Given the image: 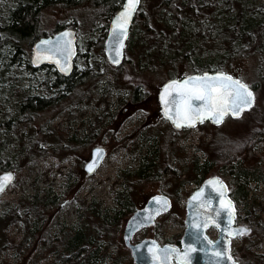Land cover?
<instances>
[{"label": "rangeland", "instance_id": "rangeland-1", "mask_svg": "<svg viewBox=\"0 0 264 264\" xmlns=\"http://www.w3.org/2000/svg\"><path fill=\"white\" fill-rule=\"evenodd\" d=\"M18 1L0 0V18L7 17ZM98 17L88 4L48 5L40 10V36L52 34L58 27L74 29L76 72L94 73L99 78L66 92L57 106L32 111L11 135L5 122L16 115L17 106L27 96L51 99L57 91L51 88L47 92L41 86L46 76L54 78L52 67L26 68L32 48L27 40L20 44L19 60L11 61L14 50L7 46L0 49V173H14L12 183L0 194V264H50L55 259V244L48 240L63 229L78 226L100 235L94 245L111 260L120 258L119 264H133L120 241L124 220L151 195H164L171 202L170 209L152 226L136 232L132 242L143 238L161 244L178 241L185 228L186 198L199 185L190 171L173 182V174L165 177L163 167L183 162L190 166L194 157L201 164L210 158V146L219 144L220 139L241 142L256 130L264 131V0H141L124 51L126 61L120 68L106 61L103 42L110 20ZM239 19L250 22L252 46L243 52L241 41L214 46ZM203 65L253 86L255 104L236 119L226 117L218 125L205 122L173 132L161 114L157 93L168 79L197 73ZM136 88L142 98L134 103L131 95ZM94 147L105 148L106 154L95 172L87 175L83 166ZM154 156L147 178L128 177L129 184L124 181L125 173L133 174ZM256 162L255 157L241 160L247 167ZM258 164L264 169L263 161ZM212 176L219 177L231 191L226 167L215 163L204 178ZM45 195L54 198L55 204L37 212L40 219L36 226V213L28 219L23 207L16 208L20 218L12 219L11 210L18 203ZM122 201L126 207L121 206ZM251 202L256 217L263 222L264 179L257 184L248 182L246 200L239 197L235 203L239 211ZM118 211L119 224H109ZM105 212L107 225L91 218L93 213L102 217ZM240 222L251 229L249 223ZM251 232L249 238L234 240L233 254L239 264H251L254 257L264 259V236L253 229Z\"/></svg>", "mask_w": 264, "mask_h": 264}, {"label": "trees", "instance_id": "trees-1", "mask_svg": "<svg viewBox=\"0 0 264 264\" xmlns=\"http://www.w3.org/2000/svg\"><path fill=\"white\" fill-rule=\"evenodd\" d=\"M122 0H19L15 8L11 9L8 13L7 17L0 18V49L2 46H7L10 51L14 50V53L11 54V61L12 60H19L20 53H21V42L27 40L28 43L33 45V43L43 36H48L51 34H45L40 36L39 32V12L40 10L48 5H63L66 7L75 6L78 4H88L93 10L94 14H98V18L104 16L107 19H111V17L117 12V10L121 6ZM238 24L232 25L225 33V35L220 36L214 42V46L217 48L223 47L225 44L231 41H241L244 43L241 46L240 52L248 50L250 46L253 44L254 36L252 27H250V22H244L240 19L237 20ZM245 23V24H244ZM107 24L105 27L107 28ZM65 27H58L54 30V32L59 31ZM73 28V27H71ZM74 30V29H73ZM53 32V33H54ZM130 33V32H129ZM126 42L125 49L127 47ZM125 57L121 65L116 68H120L125 63ZM26 68L30 71L35 70L30 60L26 61ZM43 68V67H42ZM203 71L213 72L216 70H211L205 65L201 67V70L196 71L197 73H201ZM91 74V75H90ZM86 73L82 72L78 74L75 68H73L71 74L67 77L59 75L55 70L52 71V79L51 76H46L44 80L41 82V86L44 87L45 91L51 90L54 88L56 96L51 99H44L38 96H27L26 100L20 103L17 106V110L15 112V116L12 119L5 122V130L8 135H11L10 132H13L14 127L19 123L26 121V118L29 117L32 111H36L39 109H43L49 106H57L61 103L64 98V94L66 92H72L77 86L80 84L88 81L99 78V76L95 75L94 73ZM50 81V84L48 82ZM253 88V86H251ZM254 90V89H253ZM140 92L138 89H134L131 95V102H138L141 100V95H138ZM251 110V109H250ZM248 112V111H247ZM245 112V113H247ZM29 121V118H28ZM262 124V123H261ZM262 126L261 128H263ZM174 130V129H173ZM178 130H174L173 132H177ZM181 131V130H179ZM264 131L262 129L260 131L256 130L248 139L240 141H231L229 138L226 140L220 139L219 144L213 143L209 149V159L204 160L201 164L198 161L197 157H194L191 161L190 166H186L185 162L182 164L175 166L173 168H169V166L163 167V174L164 176H172L173 174V182H175L181 174L190 171L192 175L195 177L197 183H201L205 178L206 173L208 172L209 168L214 165L215 163L223 165L228 169V173L230 174V182L232 185V189L229 192V196L236 203L238 202V198L241 197L242 200H246L247 198V184L250 181H254L257 183L262 182L264 179V169L262 165L258 164V162H264ZM74 139H70V142L73 143ZM218 140V138H216ZM214 139V141H216ZM79 143L76 141L75 144ZM257 144H262L261 148H257ZM59 145L55 144V146ZM175 145V141H173V147ZM55 148V147H54ZM56 150H54L55 152ZM38 153H43L44 151H37ZM175 153V151H173ZM53 156V152L51 153ZM58 154H55V156ZM156 156L152 157L150 161L147 163H142L137 171L133 174L126 175L125 182L129 184L128 177L132 179H143L147 178L148 174L147 171L149 170L150 166L152 165L153 159ZM250 157H255L257 162L253 166H244L241 164V160H247ZM213 158V159H212ZM120 196L116 198L117 201L120 200ZM33 201L27 202L23 204V202L18 203L12 210H11V217L12 219L20 218V215L16 211V208L23 207L24 214L29 219L34 212L37 214L39 210H43L45 208H49L54 206L55 200L54 198H49L47 195L38 198H32ZM236 202V203H235ZM121 206L126 207V202H120ZM254 203H250L244 209H237V215L240 214L239 218L249 223L251 229H253L256 233L258 232L259 236H264V221L260 222L259 218L255 215V209L253 207ZM93 203L90 204V212H93ZM243 210V211H242ZM243 212V214L241 213ZM115 212L114 215L109 217L106 212L102 215V217L95 216L94 213L91 214V218L94 217L99 219L104 224H112L118 225L119 219ZM102 218V219H100ZM40 217L37 216V219L34 223V226L37 225ZM253 232V231H252ZM250 233L252 236L253 233ZM248 236V238L250 237ZM100 235H93L92 233H88L82 226L67 228L66 230L63 229L60 235L54 236L48 243H54L55 247L53 251L55 252V259L50 264H104L107 263L109 260L111 261L109 264H119L120 258L110 259L109 255H106L105 252H100V250L94 245V243L100 238ZM48 237V236H47ZM44 239L43 241H45ZM254 256H260L258 254H254ZM255 262H251V264H260L264 262V259H259L258 257L255 258Z\"/></svg>", "mask_w": 264, "mask_h": 264}, {"label": "snow or ice", "instance_id": "snow-or-ice-1", "mask_svg": "<svg viewBox=\"0 0 264 264\" xmlns=\"http://www.w3.org/2000/svg\"><path fill=\"white\" fill-rule=\"evenodd\" d=\"M140 0H126L123 4V10L120 11L112 21L110 33V50L115 53L111 56L113 63H119V57L122 56L123 40L128 34V25L132 19L133 13L137 11V5ZM74 36L70 31L60 34V37L55 41L42 40L36 45V54L33 63H39L41 59L55 60L60 67V71L66 72L70 70V59L75 55ZM160 100L164 105V115L171 119L177 128L182 126H194L197 122H203L205 119H211L216 124L223 122L228 115L232 117H240L242 113L251 109L255 104L256 94L253 88L243 79L237 78L224 71H216L209 73L207 71L186 75L183 79H173L163 86V91L160 94ZM103 149L97 148L96 153L99 157ZM89 170L93 165L90 164ZM12 173H6L0 178V190L5 186L6 182L12 180ZM209 184L216 187V190L221 193L222 207L228 209L229 224L232 223L235 214V208L231 200L225 202L224 190L226 185L219 180L213 178L208 181ZM203 190L197 192L192 199H197L202 194ZM160 207L157 212L164 210L168 206L166 197L154 196L152 198ZM210 201H205L200 204L201 208L207 207ZM216 215H220V210H216ZM152 216L148 215L146 221H138L139 223L151 222ZM209 223H216L211 215L205 214L203 222L193 221L197 232L203 227L207 228ZM219 226V225H217ZM229 235L241 234L248 231L247 228L240 229H225ZM197 239L199 236L197 235ZM209 245H212L216 257H226L228 261L235 264L232 256L226 251L216 246L217 242L208 240ZM149 251L153 252L154 260L160 258V264L166 262L174 255L182 264H191L189 253L195 251L194 245H187L186 250L181 252L174 246H167L160 249L153 242V247H149Z\"/></svg>", "mask_w": 264, "mask_h": 264}, {"label": "water", "instance_id": "water-1", "mask_svg": "<svg viewBox=\"0 0 264 264\" xmlns=\"http://www.w3.org/2000/svg\"><path fill=\"white\" fill-rule=\"evenodd\" d=\"M125 2H126V0H122L120 8L111 17V19L108 23L107 32H106L104 42H103L104 56H105L108 64L113 68L118 67L123 62L125 44H126L127 39H128L129 30H130L132 21H133L134 16L137 12L136 11L133 13L132 19L128 25V34H127V37L124 38V40H123V44H124L123 49H122L123 54H122V56L119 57L120 62L118 64L113 63L112 59H110L111 56L115 55V53L110 50V48H111L110 33H111V28H112V21H113V19H115L116 15L120 11L123 10V4ZM139 6H140V3L137 5V10H138ZM66 31H70L74 36V42L73 43H74L75 55H73L69 61L70 65H71L70 70H68L66 72L60 71V67L57 65L55 60L41 59V61L39 63H35V64L32 62L33 59L35 58L36 45L37 44H39L42 40H50V41L55 42L60 37V34L66 32ZM76 55H77V48H76L75 32H74V30H72L70 28H63L59 31L54 32L51 35L40 37L39 39H37L33 43L32 48H31L30 63L34 68L45 67V66L52 67L59 75L67 77L71 74V72L74 68V60L76 58ZM203 72H205V71H203ZM214 72H216V71H214ZM209 73H213V72H209ZM194 74H199V73H192L189 75H194ZM184 77L185 76H182L180 78L168 79L167 81H165L161 85V87L157 93V102H158V106L160 108V111H161L163 118L166 119L171 124L172 128L175 130L193 128L197 124H201V123H205V122H209L212 125H218L215 122H213L211 119H205L203 122H197L194 126H182V127L177 128L176 125L172 122V120L167 118L164 115V105L160 100V94L163 91V86L167 82H169L170 80L183 79ZM249 110L250 109H247L244 112H247ZM226 117H230L232 119L238 118V117H232L231 115H228ZM97 148L103 149V152L99 157L97 156V153H96ZM105 154H106V150L103 147L92 148L90 151V157L85 162V164L83 166V171L87 175L93 174L94 171L97 169V167L100 165ZM90 164L93 165L91 170H89V167H88ZM9 172L12 173L13 178L10 182L5 183L4 188L2 190H0V194L7 188V186H9L12 183V181L14 179V173L11 170H6V171H3L0 173V178H2L4 176V174L9 173ZM213 178H217V177L213 176V177H209V178L204 179L200 183V185L195 190H193L192 193H190L189 196L187 197V200L185 203V216H184L185 228H184V231H183L181 238L179 239L178 246L177 245H171V244H160L158 241L153 240L151 238H143L137 242H132L133 235L138 230H140L141 228H144V227L152 226L155 222V219L159 215L165 213L166 211H168L170 209L171 202H170L169 198L164 196V195H157V194L151 195L149 198H147L143 202V204L137 210H135L128 218H126L124 220L122 230H121V240L120 241H121V244L129 250L133 264H160V258H157L154 260L153 252L149 251V247H153V242H155V245H158L160 249H163V248L171 245V246H174L175 248L179 249L181 252H184L186 250L187 245H190V244L194 245L195 251H192L189 253V256L191 259V264H232V262L228 261L226 257H216L214 255L213 251H211L212 245H209L207 242L208 240H211L207 236V233H206L208 228L209 227H215L218 230L217 238L215 240H211V241L217 242L216 246L223 249V250H226L231 256H232L231 246H230L231 239L236 237V236L248 234L250 229L245 225L234 226V219H233L232 223L229 224L228 209H225L222 207L221 193L216 190V187H214L213 185L208 183V181L212 180ZM219 180L221 182H223L220 178H219ZM223 184L225 185L224 182H223ZM201 190H203V192L200 195V197L195 199V200L192 199L196 195V193L200 192ZM154 196L166 197L168 202H169L168 206L164 210L157 212L156 209L158 207H160V205H158L157 202L152 199ZM223 198H224L225 202L229 199L231 200L232 205L235 208V214H234V218H235L236 207H235L233 200L230 198V196L228 194L227 187L224 190ZM205 201H210V203H208L207 207L201 208L200 204L202 202H205ZM217 209L220 210L219 216L216 215ZM149 214H151V216H152L151 222H144V223L138 222V221H146V218L148 217ZM205 214L211 215L212 219L215 220L216 223H209V226L207 228L202 227L199 230V232H197V229L195 228L193 221L203 222ZM217 225H219V226H217ZM229 227H231V229L247 228L248 231H245L241 234H233L230 236L229 232L225 230V229H228ZM197 235L199 236V239H197ZM232 258H233V256H232ZM233 260H234V258H233ZM234 261H235V264H238L236 260H234ZM166 264H182V262L179 261L173 255L166 262Z\"/></svg>", "mask_w": 264, "mask_h": 264}, {"label": "flooded vegetation", "instance_id": "flooded-vegetation-1", "mask_svg": "<svg viewBox=\"0 0 264 264\" xmlns=\"http://www.w3.org/2000/svg\"><path fill=\"white\" fill-rule=\"evenodd\" d=\"M137 13H138V12H137ZM137 13H136V15H137ZM85 162H86V161H85ZM142 204H143V203H142ZM238 225H245V224L240 222V219H239V217H238L237 214H236V215H235V218H234V226H238ZM246 226H247V225H246ZM250 230H251V229H250ZM211 233H214L215 236L212 237L213 234H211ZM207 235H208V237H209L211 240H215V239L217 238V236H218V230H217L215 227H209L208 230H207ZM249 235H250V234L248 233V234H246V235L236 236V237H234V238L231 239V241H230L231 254H232L234 260L237 261V259L235 258L234 254H233V244H234V240L240 239V241H241V240H242L243 238H245V237L248 238ZM178 243H179V240H178V241H175V242H172V243H170V244H172V245H177V246H178ZM237 263L239 264L238 261H237Z\"/></svg>", "mask_w": 264, "mask_h": 264}]
</instances>
